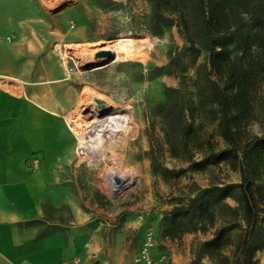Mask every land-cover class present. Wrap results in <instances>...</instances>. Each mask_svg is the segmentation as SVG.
I'll return each mask as SVG.
<instances>
[{
  "label": "rangeland",
  "instance_id": "374dc122",
  "mask_svg": "<svg viewBox=\"0 0 264 264\" xmlns=\"http://www.w3.org/2000/svg\"><path fill=\"white\" fill-rule=\"evenodd\" d=\"M39 1L51 11L53 34H70L67 41L51 46L83 83L77 105L54 122L53 138L36 150L44 214L30 224L37 227L38 237L66 230L76 213L101 221L111 236L114 225L136 212L156 232L147 235L152 244L156 240L170 250L169 262L175 255L179 264H240L245 223L237 194L206 209L193 208L192 220L185 217L173 224L165 213L203 188L240 181L238 159L227 154L223 161L206 163L209 154L229 147L240 154L255 137L264 140V28L253 25L252 14L221 0ZM154 9L160 15V31L152 27ZM213 26L231 36L223 55L211 51L207 28ZM128 39L137 45L126 44ZM115 43L126 44L125 53L93 67L100 46ZM242 70L249 74L244 104L236 112L230 100L226 108L232 142L218 128L220 107L210 97L211 86H220L229 101L237 82L232 72ZM85 94L111 107L114 116L129 119L115 133L122 137L104 154L79 148L78 130L83 123L94 126L98 110ZM74 123L79 129L73 130ZM114 150L122 166L109 161ZM251 165L258 204L264 208V142ZM116 177L126 181L116 185ZM257 224L253 260L264 264V212ZM225 228L219 246L206 243ZM130 240L132 247L138 245L135 233Z\"/></svg>",
  "mask_w": 264,
  "mask_h": 264
},
{
  "label": "crops",
  "instance_id": "0c3cea01",
  "mask_svg": "<svg viewBox=\"0 0 264 264\" xmlns=\"http://www.w3.org/2000/svg\"><path fill=\"white\" fill-rule=\"evenodd\" d=\"M52 23L39 0H0V264H145L136 258L156 232L142 213L125 215L111 236L101 221L77 213L66 230L41 237L30 224L44 214L36 150L53 138L54 122L77 105L83 83L52 49L54 41L70 37L53 34ZM169 255L155 240L154 263L179 264Z\"/></svg>",
  "mask_w": 264,
  "mask_h": 264
},
{
  "label": "trees",
  "instance_id": "16d2710c",
  "mask_svg": "<svg viewBox=\"0 0 264 264\" xmlns=\"http://www.w3.org/2000/svg\"><path fill=\"white\" fill-rule=\"evenodd\" d=\"M224 3H229L235 10H245V12L252 14L253 25L259 29L264 28V0H221ZM251 1H255L251 4ZM250 3V4H249ZM160 15L153 10V29L160 31L162 25L159 22ZM166 26V25H165ZM164 26V27H165ZM209 34V43L211 45V51L213 56H219L225 54L228 49V45L231 36L224 34L219 28L213 26L211 29L207 28ZM260 46L264 47V42L260 41ZM219 48V50H215ZM231 76L232 80H236L235 89L233 90L232 99L226 101L227 96L223 90L215 82L211 86L210 97L212 101L216 102L218 107H220L221 117L219 118L218 128L221 135L226 139L233 142L232 140V128L228 118H226V108L230 105V100L234 103L233 109L239 110L244 104L246 95V85L248 82L249 74L247 71H241L240 73L234 71ZM238 79V80H237ZM264 142L261 138H254L247 144L243 146L240 154H238L233 147L223 149L217 153H211L206 158V163H216L223 161L228 157L238 159L240 161V181L237 183H227V184H215L209 187L203 188L198 191L196 196L190 198L186 204H178L174 206L169 212L165 213L166 217H170L173 224L177 220L182 221L183 218L187 217L192 220L191 210L193 208L202 207L206 209L207 207L214 206L220 203L227 197H234L237 194L238 209L242 214V218L245 223V228L243 229L245 234L242 236L241 240V263L240 264H255L253 260L254 251L258 248L256 244L257 238V218L260 212H264V208L258 204L257 200V186L255 182V173L251 165L252 155L259 152L261 143ZM191 215V216H190ZM225 229L216 230L213 234L214 238L206 243H212L219 246L222 241V236L224 235ZM228 257H225V260Z\"/></svg>",
  "mask_w": 264,
  "mask_h": 264
},
{
  "label": "bare ground",
  "instance_id": "6f19581e",
  "mask_svg": "<svg viewBox=\"0 0 264 264\" xmlns=\"http://www.w3.org/2000/svg\"><path fill=\"white\" fill-rule=\"evenodd\" d=\"M116 44L117 43H115L113 45L106 44L104 46H100V48L98 50H109V51H112V53L115 55V59H118L120 56H122L125 53L124 46H126V44L137 45V42L133 41V40H129L128 43H126L124 45H121V46L116 45ZM139 44H141V43H139ZM129 47H131V45ZM56 48L60 49V45L59 44L56 45ZM95 49H97V48H95ZM142 54H143V52H142ZM61 55L64 57L63 54H61ZM128 55H130V54H128ZM85 95H86L85 97L88 99V101L91 103V105L93 103L95 105V108L98 109L97 111H95L96 112L95 113L96 120L93 121V122H95L94 126H91L90 124L87 125V124H84L82 122L83 125H84L82 129L81 128L79 129L78 126H77L78 124H75V123H74L75 125L73 124L72 128H73V130L79 129L78 130L79 132L81 130V133H78L79 135H81L80 139H79V148L92 150V151H96V152L100 151L101 153L104 154L106 152L107 148H109L108 145L110 146V144H112L114 146L117 143L118 139L122 137V135L116 136L115 133L123 124L124 125L128 124L129 119H128V117L114 116L112 114V108L111 107L108 108L109 106L106 107L105 105L102 106V104H101L102 101L99 100L96 96H95L96 98H94L92 94H85ZM92 107H93V105H92ZM69 120H72V119H69ZM74 121H75V119H74ZM71 123H70V125H71ZM72 128H71V130H72ZM109 161L114 165V167H116L115 165L122 166V161L115 154V150L109 156ZM111 177L114 178L115 176L112 175ZM116 178L119 179L118 183H116L115 179H113V181H114V183L116 185H121V184H123L126 181L125 179H122V177H116Z\"/></svg>",
  "mask_w": 264,
  "mask_h": 264
},
{
  "label": "built area",
  "instance_id": "2783aa9c",
  "mask_svg": "<svg viewBox=\"0 0 264 264\" xmlns=\"http://www.w3.org/2000/svg\"><path fill=\"white\" fill-rule=\"evenodd\" d=\"M152 246L151 236H147L143 241L139 255L136 258V261L144 262L145 264H155L150 256V248Z\"/></svg>",
  "mask_w": 264,
  "mask_h": 264
},
{
  "label": "water",
  "instance_id": "95a60500",
  "mask_svg": "<svg viewBox=\"0 0 264 264\" xmlns=\"http://www.w3.org/2000/svg\"><path fill=\"white\" fill-rule=\"evenodd\" d=\"M95 58L96 59H99V61H98L97 64H94L93 67H99V66L105 65L108 62H110L111 60H113L115 58V55L112 53V51H109V50H101V51L96 52ZM101 59H106L107 61L101 60ZM115 182L118 183L119 182V179L118 178H115Z\"/></svg>",
  "mask_w": 264,
  "mask_h": 264
}]
</instances>
